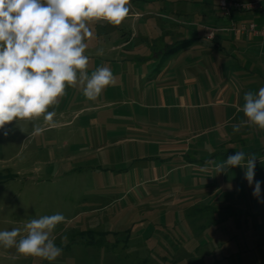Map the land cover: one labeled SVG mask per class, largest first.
I'll use <instances>...</instances> for the list:
<instances>
[{"label":"crops","instance_id":"crops-1","mask_svg":"<svg viewBox=\"0 0 264 264\" xmlns=\"http://www.w3.org/2000/svg\"><path fill=\"white\" fill-rule=\"evenodd\" d=\"M193 8L167 14L150 13L162 30L170 27L177 29L179 35L182 32L194 35L187 40L196 39L183 50L167 53L171 46L164 42L162 34L154 36L152 50L161 51L156 57L160 60L164 53L167 57L161 75L176 77L175 71L169 70L172 65L188 68L192 74L184 81L191 87L189 93L187 87L181 93L179 82L173 87L183 111L178 124L168 126L167 132L177 133L162 134L163 138L159 135L161 139L156 140L135 138L124 149L112 147L119 150L116 153L118 161L133 162L130 168L115 173L107 183L105 195L118 194L117 199L111 197L113 203L108 206L113 207V213H104L106 207H94L92 211L101 212L99 219L87 218L89 226L84 227L88 229L72 236L74 239L86 231L96 232L93 238L81 237L79 244L87 252V246L97 249L105 244L107 251L113 253L112 257L116 255L123 261L120 264H264V202H260L264 200V163L259 159H264V130L247 123L239 132H233L232 127L246 119L242 111L244 94L256 93L264 87V39L222 34L211 41L206 37L208 30L227 28L232 23L223 22L217 11ZM255 16L262 20L255 22L264 23V8ZM238 18L234 21H241ZM245 22L254 21L246 19ZM164 34L169 38L172 33ZM232 44H236V48L244 44L253 54H247L242 60L212 59L213 54L226 52L228 55V45ZM142 47L141 44L120 43L113 50L140 52ZM191 51L198 57H182ZM130 58L141 60L140 63L145 61L134 53ZM228 66L236 67L230 75L223 69ZM143 76L147 78V74ZM187 110L191 113L187 114ZM113 112L114 118L121 117ZM86 124L89 127L101 125ZM122 129L146 130L140 125H127ZM122 129L103 124L93 144L72 146H95L105 156V147L113 143L110 131L114 136ZM237 151L258 155L252 186L248 185L245 169L240 166L217 172L216 165ZM140 160L149 166L134 167ZM257 180L261 182L259 200L252 195ZM153 188L160 192L154 193ZM126 194H134L138 200L139 196L147 198L160 194L161 197L158 201L153 197L156 202L146 206L144 213L138 202L119 206L122 195ZM123 215L130 216L128 224L122 225Z\"/></svg>","mask_w":264,"mask_h":264},{"label":"rangeland","instance_id":"rangeland-1","mask_svg":"<svg viewBox=\"0 0 264 264\" xmlns=\"http://www.w3.org/2000/svg\"><path fill=\"white\" fill-rule=\"evenodd\" d=\"M218 2L219 0H130V13L138 15H128L119 26H113L104 20L89 22L93 36L87 41L88 48L85 51V55L89 57L87 72L91 75L99 67H109L114 76L113 83L95 101L84 97L79 83L74 87L66 86V95L60 98L58 105L49 109L57 113L54 126L45 123L43 117L36 121L45 129L40 135H33L32 123L27 121H20L18 124L13 121L5 125L4 129H0V231L20 228L21 235H25L24 225L31 219L62 213L66 219L52 233L56 245L63 249L62 254L55 261L49 262L40 258L20 256L15 248L5 249L0 245V264L123 263L116 255L112 257L113 253L107 251L105 244L96 247L97 249L87 246V252L79 244L81 237L72 239V236L79 230L88 229L84 227L89 226L87 218L99 219L101 212L92 211L94 207H106L104 213H113V207L108 206L111 205L110 202L113 203L111 197L117 199L118 194L105 195L108 190L107 183L115 173L118 174L133 165L130 160L118 161L116 153L119 150L114 149H124L135 138L156 140L161 139L162 134L177 133L167 132L168 126L178 124L180 113L183 111L178 98L174 96L173 87L178 86L179 82L181 93H184L186 87L189 93L191 87L184 81L192 74L188 68L172 65L169 70L175 71L176 77L161 75L167 57L164 53L159 60L156 56L161 51L152 50V46L154 36L161 34L164 42L171 46L168 50L173 49L175 45L180 46L183 41L194 35L187 32L179 35L177 29L170 27H163L162 30L161 26H157L158 20L153 19L150 13H175L185 8L193 10V7H197L196 9L202 11H217L223 22L227 23L236 20L239 15V22H245L246 19L262 21L255 16L257 13H237L232 19H226L218 9ZM165 32L172 34L166 38ZM120 43H130L132 46L141 44L142 51H114L113 47ZM99 49H103V55H97ZM227 51L228 55L226 52L222 55L213 54L212 59L222 57L242 60L247 54H253L244 44L237 48L236 44L228 45ZM132 53L138 54L145 61L140 63L141 60L130 58ZM182 57L194 59L198 54L191 51ZM205 57L210 59L209 56ZM223 69L230 75L236 67L228 66ZM144 74H147V78H144ZM179 76L183 78L178 79ZM113 111L121 117L114 118ZM186 113L191 112L187 110ZM65 122L73 125L64 126L62 123ZM86 123H99L102 126L105 124L108 128L121 129L127 125H140L146 130L133 132L122 129L114 136L110 131L113 143L107 144L104 156L95 146H72L78 143H94L93 138L101 130V125L89 127ZM5 131L7 135L4 134ZM156 149L159 151V147ZM118 162L120 164H117ZM143 164L149 166L140 160L134 167ZM152 191L160 192L155 188ZM137 197L134 194L122 195L119 206L139 203L144 205L140 208L146 213V206L158 201L161 196H139V200ZM153 197L157 200H153ZM120 219L122 225H125L129 223L130 216L123 215Z\"/></svg>","mask_w":264,"mask_h":264},{"label":"clouds","instance_id":"clouds-1","mask_svg":"<svg viewBox=\"0 0 264 264\" xmlns=\"http://www.w3.org/2000/svg\"><path fill=\"white\" fill-rule=\"evenodd\" d=\"M129 13L130 0H0V129L13 121H27L32 123L33 135L42 134L45 129L36 121L43 117L54 126L57 113L49 109L66 95V86L79 83L84 97L95 101L114 76L109 67H99L91 75L87 72L85 51L93 36L89 22L104 20L119 26ZM97 55H103V49ZM243 99L246 119L234 124L233 132L245 123L264 130V87L246 92ZM257 157L237 151L216 165L217 172L240 166L252 186ZM252 195L258 200L261 196L258 180ZM65 219L62 213L31 219L24 225L25 235L20 228L0 231V245L15 248L20 256L53 262L63 249L52 233Z\"/></svg>","mask_w":264,"mask_h":264},{"label":"built area","instance_id":"built-area-1","mask_svg":"<svg viewBox=\"0 0 264 264\" xmlns=\"http://www.w3.org/2000/svg\"><path fill=\"white\" fill-rule=\"evenodd\" d=\"M264 8V0H220L219 9L226 19H232L237 13H256ZM229 28H215L207 32L209 40L218 35L229 34L264 39V23L232 21Z\"/></svg>","mask_w":264,"mask_h":264},{"label":"trees","instance_id":"trees-1","mask_svg":"<svg viewBox=\"0 0 264 264\" xmlns=\"http://www.w3.org/2000/svg\"><path fill=\"white\" fill-rule=\"evenodd\" d=\"M218 9H219V3H218ZM241 14H244V13H241ZM194 41H196V39L184 41L180 46H177V47L175 46V47H173V49L171 48V50L167 51V53L178 52L180 50H183V49L187 48L189 46V44L193 43ZM0 183H1V180H0ZM95 234H96V232H94V231H88V232L86 231V232L81 233L80 235H81V237H88L89 236V239H90V238H93V235H95ZM105 234L106 233L103 232L101 235L104 236Z\"/></svg>","mask_w":264,"mask_h":264}]
</instances>
